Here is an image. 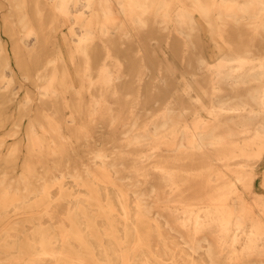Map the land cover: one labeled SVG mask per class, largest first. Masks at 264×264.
I'll return each instance as SVG.
<instances>
[{
    "label": "bare ground",
    "instance_id": "bare-ground-1",
    "mask_svg": "<svg viewBox=\"0 0 264 264\" xmlns=\"http://www.w3.org/2000/svg\"><path fill=\"white\" fill-rule=\"evenodd\" d=\"M8 2L4 15L19 19L10 30L16 36L9 37L14 62L0 36V125L15 99L10 84L22 74L36 91L25 92L20 113L31 112L34 102L35 113L50 111L39 122L41 154L35 162L51 156L59 164L68 155L66 147L73 141L62 133L67 108L77 115L71 116L76 141L89 140V126L99 127L101 118L113 133L102 144L123 148L90 154L94 168L83 173L61 171L55 181L37 188L24 184L21 190L39 193L37 201L11 202L9 194L17 192H11L13 186L2 175L0 212L10 206L33 209L46 201L38 218L21 231L20 241L30 249L18 247L9 260L264 264V197L253 190L257 165L264 158V53L257 52L264 47V0H35L33 14L27 0ZM44 12L53 24L49 33H58L74 18L80 26L74 49L62 37L57 51L52 35L41 36L46 41L41 51L27 50L25 36L37 40L35 33L45 31L34 28L30 18L41 19ZM200 23L219 51L212 64L207 42L198 36ZM230 30L251 37L230 43L225 36ZM159 32L167 34L163 41L168 49L160 45ZM179 64L194 68L189 76L208 83L204 95L217 100L211 107L215 120L201 115L206 107L195 110L190 104L200 96L179 89L174 102L153 107L165 98L166 85L177 80ZM231 101L242 105L231 107ZM119 128L123 137L117 136ZM29 140L32 152L34 139ZM17 151L14 145L2 156L0 149V162L15 165ZM25 169L22 179L35 176L30 165ZM119 234L127 243L126 254L119 249ZM36 243L40 250H35Z\"/></svg>",
    "mask_w": 264,
    "mask_h": 264
},
{
    "label": "rangeland",
    "instance_id": "rangeland-1",
    "mask_svg": "<svg viewBox=\"0 0 264 264\" xmlns=\"http://www.w3.org/2000/svg\"><path fill=\"white\" fill-rule=\"evenodd\" d=\"M35 0H27V3L29 4L27 10L29 13L33 14V9L34 7L31 6L32 3H34ZM0 36L2 39L7 42L8 45V51L9 54L12 56V62H14V57H13V50H12V41L10 40L9 37L16 36V33L10 32V30H13L15 28V25L17 24V21L19 19V16H12V15H4V13H8L9 11V2L8 0H0ZM77 10H81V8H76ZM32 16V15H31ZM197 18L199 19L198 14L196 15ZM74 19V18H73ZM70 20L68 22H65L64 25L59 27V32L55 33H49L50 29L52 28L53 24L51 23L50 17L48 16L47 12H44L43 17L40 19L38 17L32 16L30 18L31 20V25L36 28V29H44L45 31L43 33L41 32H36L35 35H37L38 39L36 40L33 35L32 36H25V42L27 43V50H30L34 53H37L41 51V44L46 43L45 40L41 39V36H56V41L55 44L57 46V51L59 50V47L62 45V37H65V42H68V45L70 46V49H74L73 45L76 43V39L78 35L80 34V26L75 23L74 20ZM201 19V18H200ZM15 20V21H14ZM202 23H200V32L198 36H201V41L207 42L205 52L208 55V61L212 64L216 61V57L218 54L217 48L214 46V43L211 40L207 41L208 38V33L204 31ZM74 30L77 34H72L71 30ZM7 30V31H5ZM51 32V31H50ZM243 32H236V31H228V33L225 34L226 39L228 42L233 43V42H240L247 40L248 38L251 37V33H246L244 34ZM167 35L166 33H156V36L159 39L160 45L163 46L164 48L167 47V49L170 46H167V44L163 41L164 36ZM174 36V35H172ZM258 45L260 44V41H257ZM49 44V43H48ZM260 46V45H259ZM62 49V48H61ZM49 48H45V51L47 53L49 52ZM64 50V49H63ZM260 50L263 51L264 53V47L261 46L257 52ZM256 51V50H255ZM44 58L43 60H45ZM14 63H12L13 65ZM14 67H16L14 65ZM42 68H44L42 66ZM17 69V68H16ZM194 68L186 67L183 65H178V71L176 73L177 80L169 82L166 86L168 88H164V92H162V95L165 97L164 99L160 100L157 103H154V108L159 107V108H165L169 103L174 102V94H175V89H179L181 91H184L185 94L187 92L192 93L193 96H200L198 100H193V102H190L192 104V107L196 110L197 107H202L205 108V112L201 113L203 117L211 118V120H215L216 116L213 114L211 111V107L216 106L217 100L215 97L212 95L211 98H207L204 95L205 90H209V85L208 83H204L202 78L198 76H189L191 75V72L193 71ZM196 69V67H195ZM5 74L7 75V79H10L11 77V72L10 69L5 70ZM185 75L187 76L185 77ZM179 78V80H178ZM19 81V82H18ZM18 81L14 80L11 84L9 89H12L13 92L15 93V99L12 103H10L7 108L5 109L4 113H2V118L3 121L0 125V140L3 142L2 147L0 148L2 151V156L8 155L12 147L17 146L18 151L15 156H17V163L13 166H11L10 163L0 162V180L3 178L2 175L6 174L5 181L13 186L12 191H16L17 195H13V193L9 194V198L14 202H19L22 200H38L40 197L39 193H35L31 195V193H26L25 189L21 190V187L24 184H27L29 186H33L37 188L40 183L44 181L48 182H53L55 181V176H57L61 171L66 172H74V171H79L82 172L84 171L85 168L91 167L94 168L93 163L89 161L90 154L99 151L100 149H105L106 152H112L113 149H123L121 147H113L110 144L108 145H103V141H107L113 133H111V130L107 127L106 121L98 118L99 122H101L105 127L99 128L96 127V125H93L92 127L89 126L88 131H87V137H89V140H81V141H76V130L71 129L73 126V121L71 116L73 113L69 108L65 109V112L63 114V117L66 121L62 133L64 137H66L68 140L73 141V145L66 147L68 155L65 157V160L62 163H55L50 161L52 159L51 156H48L47 159L49 161H46L44 163H39L35 162L36 159L38 158V155L41 154V145L39 138L42 136L43 130L39 124V122H44V119L42 117L46 114L49 113L50 111H43L41 113H35V103H31V108L32 111L26 114H21L20 113V106L24 104L26 98L24 96L25 92L27 90L33 92V95L36 91V88L33 86L32 83L24 80L22 77V74L18 76ZM5 88L2 87L1 90H4ZM86 99L89 100V95L86 92ZM196 94V95H195ZM182 96H185L184 94ZM187 97V95H186ZM184 99H181L180 102H184ZM89 102V101H88ZM88 102L86 104H88ZM175 104H178L177 102ZM152 105V104H149ZM231 107H241V103L231 101L229 103ZM179 106V105H178ZM77 117V115H73ZM200 116V115H199ZM86 117V116H84ZM79 118L75 119V122H79ZM83 121H86L83 119ZM123 132L122 128L116 132L118 133L117 136L123 137ZM48 135V136H47ZM46 137H49L50 134H47ZM29 138L34 139V145H33V151L30 152V147L28 146V142L30 141ZM104 146V147H103ZM147 151V150H145ZM27 163V164H26ZM30 165V167L35 169V176H29L26 179H22L21 174L26 170V166ZM124 166V165H123ZM123 166H119L120 168ZM153 170V169H152ZM263 171H264V158L263 160L257 165L256 172H258V175L255 179V184H254V193L255 195L264 197V177H263ZM68 186H73L74 183L72 180L67 179L65 182ZM112 191V188H110ZM36 190V189H35ZM69 194V193H68ZM248 198V196H247ZM249 201L253 199V197L249 196ZM16 202V203H17ZM46 201H41V206H37L33 209H14L12 206H10L7 210L1 211V216H0V264H28V262H23L21 261H15L11 262L9 259L12 258V256H16V251H19L18 247L22 248L23 250H28L30 249L27 244L24 242L20 241L22 238V230L24 229V225L27 224L26 222L29 220H35L38 218V216L41 213L42 206ZM166 203V202H165ZM167 205V203L165 204ZM121 215L119 214V217ZM137 232L134 234V238H136ZM118 237V242H119V249L123 252V254L127 253V243L126 242H121V234ZM100 236V235H99ZM98 240H103L102 237H98ZM15 241H18L14 248V243ZM20 241V242H19ZM30 246V245H29ZM36 249L35 250H40L38 244L36 243ZM8 247V248H7ZM13 247V248H12ZM8 258V260H7ZM6 259V260H5ZM222 259V258H220ZM10 261V262H9Z\"/></svg>",
    "mask_w": 264,
    "mask_h": 264
}]
</instances>
